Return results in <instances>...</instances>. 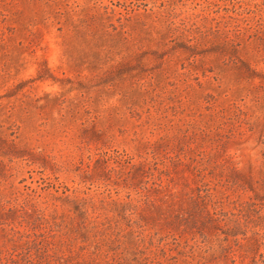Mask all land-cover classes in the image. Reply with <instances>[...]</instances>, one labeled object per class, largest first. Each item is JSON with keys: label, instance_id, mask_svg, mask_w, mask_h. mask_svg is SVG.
Segmentation results:
<instances>
[{"label": "rangeland", "instance_id": "1", "mask_svg": "<svg viewBox=\"0 0 264 264\" xmlns=\"http://www.w3.org/2000/svg\"><path fill=\"white\" fill-rule=\"evenodd\" d=\"M0 264H264V0H0Z\"/></svg>", "mask_w": 264, "mask_h": 264}]
</instances>
